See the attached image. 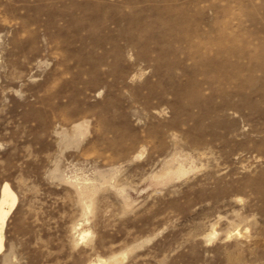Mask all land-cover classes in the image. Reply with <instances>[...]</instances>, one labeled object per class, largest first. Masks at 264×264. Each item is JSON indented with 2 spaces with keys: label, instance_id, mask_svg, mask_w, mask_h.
I'll return each mask as SVG.
<instances>
[{
  "label": "rangeland",
  "instance_id": "obj_1",
  "mask_svg": "<svg viewBox=\"0 0 264 264\" xmlns=\"http://www.w3.org/2000/svg\"><path fill=\"white\" fill-rule=\"evenodd\" d=\"M4 182L0 264H264V0H0Z\"/></svg>",
  "mask_w": 264,
  "mask_h": 264
},
{
  "label": "bare ground",
  "instance_id": "obj_2",
  "mask_svg": "<svg viewBox=\"0 0 264 264\" xmlns=\"http://www.w3.org/2000/svg\"><path fill=\"white\" fill-rule=\"evenodd\" d=\"M198 152V151H197ZM206 153V152H205ZM198 154V153H197ZM188 156V155H187ZM195 161V160H194ZM190 165V164H189ZM168 169V168H167ZM170 169V168H169ZM177 175L178 173H184L183 166H178ZM172 170V169H171ZM175 170V169H174ZM166 172V171H165ZM171 172V171H170ZM187 172V171H186ZM168 174V172H166ZM156 174V173H155ZM154 177H162L161 175H155ZM162 174V173H161ZM164 174V173H163ZM180 175V174H179ZM179 177V176H178ZM157 178V179H158ZM169 178V177H168ZM152 179V178H151ZM156 179V180H157ZM153 180V179H152ZM158 181V180H157ZM156 181V182H157ZM159 182V181H158ZM157 182V183H158ZM156 183V184H157ZM17 201V196L15 192L12 190L8 182H4L1 191H0V252L4 249V227L6 224V219L8 214L12 211L15 203ZM83 237V235H82ZM113 258V257H112ZM119 259V258H118ZM103 261V260H102ZM118 261V260H117ZM114 262V261H113ZM104 263V262H103ZM102 264V263H101ZM111 264V263H110Z\"/></svg>",
  "mask_w": 264,
  "mask_h": 264
}]
</instances>
